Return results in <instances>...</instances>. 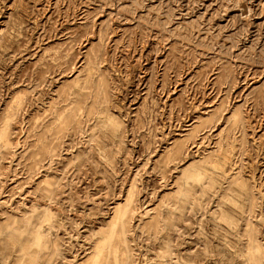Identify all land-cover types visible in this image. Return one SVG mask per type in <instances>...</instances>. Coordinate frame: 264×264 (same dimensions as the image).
Wrapping results in <instances>:
<instances>
[{
  "label": "rangeland",
  "instance_id": "374dc122",
  "mask_svg": "<svg viewBox=\"0 0 264 264\" xmlns=\"http://www.w3.org/2000/svg\"><path fill=\"white\" fill-rule=\"evenodd\" d=\"M0 264H264V0H0Z\"/></svg>",
  "mask_w": 264,
  "mask_h": 264
}]
</instances>
